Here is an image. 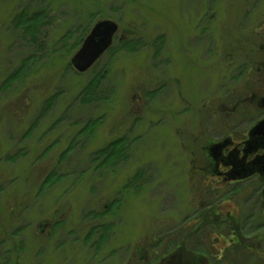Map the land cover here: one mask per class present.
Listing matches in <instances>:
<instances>
[{
    "label": "rangeland",
    "instance_id": "374dc122",
    "mask_svg": "<svg viewBox=\"0 0 264 264\" xmlns=\"http://www.w3.org/2000/svg\"><path fill=\"white\" fill-rule=\"evenodd\" d=\"M102 20L114 46L77 74ZM263 43L264 0H0V264H264L255 182L207 178L210 148L261 118L237 98Z\"/></svg>",
    "mask_w": 264,
    "mask_h": 264
},
{
    "label": "flooded vegetation",
    "instance_id": "af4514ba",
    "mask_svg": "<svg viewBox=\"0 0 264 264\" xmlns=\"http://www.w3.org/2000/svg\"><path fill=\"white\" fill-rule=\"evenodd\" d=\"M242 69L243 71L241 72H243L246 77L243 74H241L242 77L241 75L240 77L241 79L245 77L246 84L244 89H241L240 96H242L243 99H247L246 97L250 95L254 96L256 101L254 103L253 112L260 114L261 118L251 130L243 135L242 139L228 137L223 142L214 144L210 148L211 163L209 168L212 171L207 174V178L209 181L212 180V182L220 180V183L223 182L221 183L222 188L233 186V188L236 189L245 184H250L252 181L255 182V195L258 193L257 195H259L258 198L261 203L258 207L260 209L259 213L264 215V135L262 133L257 134L253 132L261 123H264V43L260 45L258 49V60L253 67L255 73L253 79L251 80L249 76L252 70L250 66L244 65ZM261 90L262 94L260 93ZM242 113L244 114V111L239 113L240 118L243 116ZM216 178L217 180H215ZM256 187H258L257 190ZM214 212L213 210L212 213ZM214 214L215 216L218 215L217 212ZM230 214L234 213L231 212ZM230 218L231 220H229V222H234L233 217ZM260 223L264 222L261 221ZM211 224H213L212 221ZM43 225L44 224H41L39 229L43 228ZM238 236V239L241 238L239 233ZM260 238H258V242L255 246L260 243L262 245L264 242V237ZM244 239L245 237H243L239 243L243 244ZM226 241H229V239ZM226 243L228 244V242ZM255 246L252 245L250 247L253 249Z\"/></svg>",
    "mask_w": 264,
    "mask_h": 264
},
{
    "label": "water",
    "instance_id": "95a60500",
    "mask_svg": "<svg viewBox=\"0 0 264 264\" xmlns=\"http://www.w3.org/2000/svg\"><path fill=\"white\" fill-rule=\"evenodd\" d=\"M120 31V26L111 20L99 21L84 40L80 50L71 61L74 70L79 74L90 71L97 62L113 47ZM126 33H132L127 31ZM125 37L123 36V41ZM254 133L264 135V123H261Z\"/></svg>",
    "mask_w": 264,
    "mask_h": 264
},
{
    "label": "trees",
    "instance_id": "16d2710c",
    "mask_svg": "<svg viewBox=\"0 0 264 264\" xmlns=\"http://www.w3.org/2000/svg\"><path fill=\"white\" fill-rule=\"evenodd\" d=\"M24 15V14H23ZM19 16L18 20H15V28L16 29H25L27 31H33L35 29V19L30 20L27 16ZM134 33V31H131ZM84 42V41H83ZM120 43H122L123 47H128V45L131 44V42H129L128 44V40H123ZM142 43H138L135 44L136 45H141ZM113 48V47H112ZM111 48V49H112ZM130 48V46H129ZM110 49V50H111ZM247 66V65H246ZM72 67V66H71ZM78 74V73H77ZM107 73H103L102 75L97 76L96 78H93V80H91L87 86L84 89V94L83 96H81L83 98V102H91L94 101L95 99L99 100L100 98L98 97V89L100 88L101 85V81L105 79ZM14 78V77H13ZM238 103L239 101L243 100L242 96H238ZM240 99V100H239ZM241 103V102H240ZM239 103V104H240ZM97 124H99V121L96 122H90L87 127H93L96 128ZM123 140H118L112 144H110L109 146H107L105 149L99 151L97 153V156H105V159L102 161V163L105 165L108 162H114L116 159H118L120 157V152H118V150L122 147L123 145ZM117 162V161H115ZM107 211V210H106ZM92 216L95 218H100V215L95 213V212H91ZM103 215H106L105 213H103ZM62 223V222H61ZM60 223V224H61ZM97 229L93 228L91 233L96 232ZM92 235V234H90ZM88 240V239H87Z\"/></svg>",
    "mask_w": 264,
    "mask_h": 264
}]
</instances>
